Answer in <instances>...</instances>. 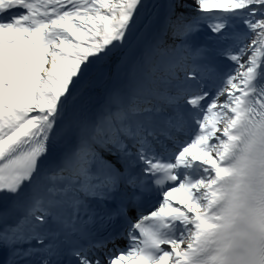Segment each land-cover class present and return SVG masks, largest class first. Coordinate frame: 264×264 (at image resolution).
<instances>
[{"label":"snow or ice","instance_id":"obj_1","mask_svg":"<svg viewBox=\"0 0 264 264\" xmlns=\"http://www.w3.org/2000/svg\"><path fill=\"white\" fill-rule=\"evenodd\" d=\"M0 264H264V0H0Z\"/></svg>","mask_w":264,"mask_h":264},{"label":"clouds","instance_id":"obj_2","mask_svg":"<svg viewBox=\"0 0 264 264\" xmlns=\"http://www.w3.org/2000/svg\"><path fill=\"white\" fill-rule=\"evenodd\" d=\"M235 163V161L230 162L229 166H232V164ZM236 182H232V187H235ZM259 190V186L255 183H247L245 187L242 189L241 194L246 198L247 204L249 207H254L257 203V201L254 199L256 192Z\"/></svg>","mask_w":264,"mask_h":264},{"label":"bare ground","instance_id":"obj_3","mask_svg":"<svg viewBox=\"0 0 264 264\" xmlns=\"http://www.w3.org/2000/svg\"><path fill=\"white\" fill-rule=\"evenodd\" d=\"M123 248H126L127 247V242H124L123 245H122Z\"/></svg>","mask_w":264,"mask_h":264},{"label":"rangeland","instance_id":"obj_4","mask_svg":"<svg viewBox=\"0 0 264 264\" xmlns=\"http://www.w3.org/2000/svg\"><path fill=\"white\" fill-rule=\"evenodd\" d=\"M189 2H190V0H189Z\"/></svg>","mask_w":264,"mask_h":264}]
</instances>
